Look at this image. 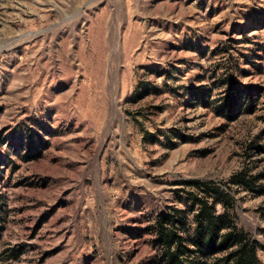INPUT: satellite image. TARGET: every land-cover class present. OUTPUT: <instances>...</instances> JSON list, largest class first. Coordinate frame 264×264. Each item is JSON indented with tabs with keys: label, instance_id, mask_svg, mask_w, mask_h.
Segmentation results:
<instances>
[{
	"label": "rangeland",
	"instance_id": "1",
	"mask_svg": "<svg viewBox=\"0 0 264 264\" xmlns=\"http://www.w3.org/2000/svg\"><path fill=\"white\" fill-rule=\"evenodd\" d=\"M196 198L264 264V0H0V264H168Z\"/></svg>",
	"mask_w": 264,
	"mask_h": 264
},
{
	"label": "trees",
	"instance_id": "2",
	"mask_svg": "<svg viewBox=\"0 0 264 264\" xmlns=\"http://www.w3.org/2000/svg\"><path fill=\"white\" fill-rule=\"evenodd\" d=\"M245 180L246 178L234 177L232 182L248 185L249 183ZM210 191L217 202L233 206V200L224 192L219 189ZM196 202L200 205V210L196 217L197 227L189 243L193 248L186 245L185 240H181L175 232H172V238L164 241L169 247L168 264H207L206 261L209 258L222 253L227 255L213 264H262L255 242L243 231L234 227L232 221L228 220L229 217H215L212 208L205 200L196 198ZM224 229L228 231L222 233ZM193 259L198 262L195 263Z\"/></svg>",
	"mask_w": 264,
	"mask_h": 264
}]
</instances>
